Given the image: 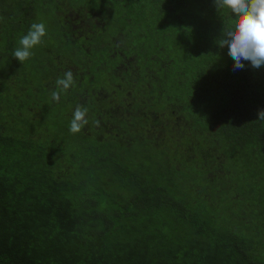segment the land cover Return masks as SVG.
Returning a JSON list of instances; mask_svg holds the SVG:
<instances>
[{
	"label": "trees",
	"instance_id": "16d2710c",
	"mask_svg": "<svg viewBox=\"0 0 264 264\" xmlns=\"http://www.w3.org/2000/svg\"><path fill=\"white\" fill-rule=\"evenodd\" d=\"M234 19L214 0H0V264H264V66L219 47Z\"/></svg>",
	"mask_w": 264,
	"mask_h": 264
},
{
	"label": "clouds",
	"instance_id": "9594fccd",
	"mask_svg": "<svg viewBox=\"0 0 264 264\" xmlns=\"http://www.w3.org/2000/svg\"><path fill=\"white\" fill-rule=\"evenodd\" d=\"M219 11L222 8L231 10L235 17L231 26L223 29L222 37L218 41L221 48L227 47L228 55L234 61V67L242 69L244 61L253 68L264 66V0H214ZM47 34L44 23H33L26 35L19 41V46L13 51V58L21 64L32 55V49L43 42ZM74 84L71 71L64 73L63 78H57L56 85L60 91L68 90ZM60 92H53L52 98L59 99ZM88 109L77 106L70 121L69 131L79 133L85 125ZM258 119L264 120V110L258 112ZM99 125V121H95Z\"/></svg>",
	"mask_w": 264,
	"mask_h": 264
},
{
	"label": "rangeland",
	"instance_id": "374dc122",
	"mask_svg": "<svg viewBox=\"0 0 264 264\" xmlns=\"http://www.w3.org/2000/svg\"><path fill=\"white\" fill-rule=\"evenodd\" d=\"M71 11V10H70Z\"/></svg>",
	"mask_w": 264,
	"mask_h": 264
}]
</instances>
